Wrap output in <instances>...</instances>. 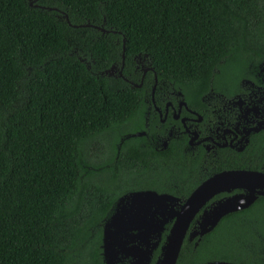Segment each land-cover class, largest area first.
Segmentation results:
<instances>
[{"label":"trees","instance_id":"trees-1","mask_svg":"<svg viewBox=\"0 0 264 264\" xmlns=\"http://www.w3.org/2000/svg\"><path fill=\"white\" fill-rule=\"evenodd\" d=\"M254 50L264 0H0V264H103L99 225L125 179L175 193L187 177L179 153L133 139L114 192L88 168L89 150L132 130L155 78L156 93L173 85L195 98ZM214 261L264 264V197L187 238L177 264Z\"/></svg>","mask_w":264,"mask_h":264},{"label":"flooded vegetation","instance_id":"flooded-vegetation-1","mask_svg":"<svg viewBox=\"0 0 264 264\" xmlns=\"http://www.w3.org/2000/svg\"><path fill=\"white\" fill-rule=\"evenodd\" d=\"M225 64L217 71L209 91L195 98L189 97L173 85L160 87L156 93L158 80L155 78L146 94L142 115L132 124V130L117 133L115 137L109 135V139L117 137L118 141L110 142L104 155L106 163L98 168L105 173V178L96 181L114 192L122 177H115L118 183L113 184L108 181V175L120 176L117 165L121 147L125 141L133 139L140 147L152 149L156 153H179L181 159H184L179 169L186 174L187 180L181 184L173 183L175 193H158L152 189H132L134 180L126 178L121 187L124 192L117 197L99 225L103 264H107L104 256L106 239L108 246L114 249L113 264H156L166 241L163 235L170 231L174 223L171 221L166 224L161 238L157 239L155 225L160 220H154L152 211L153 217L146 219L150 230H136L141 226H132L129 220V215L134 216L130 207L132 204L125 197H131V194L137 192L154 191L177 198L179 203L176 210H179L198 187L217 175L227 172L264 174V50L248 51L246 55L230 58ZM88 168L96 171L91 165ZM192 185L197 186L189 190ZM247 193V189H235L216 194L198 212L188 235L199 231L205 212L213 209L219 202ZM243 211L246 208L226 216ZM118 213L119 223L113 224L112 219ZM138 235L140 236L137 237ZM155 243L157 245L148 257L147 252ZM135 248L141 251L127 254L120 252L122 249Z\"/></svg>","mask_w":264,"mask_h":264},{"label":"water","instance_id":"water-1","mask_svg":"<svg viewBox=\"0 0 264 264\" xmlns=\"http://www.w3.org/2000/svg\"><path fill=\"white\" fill-rule=\"evenodd\" d=\"M32 6V4H31ZM89 26V25H87ZM103 32L104 30L101 29ZM125 51V41L123 45V52ZM123 63L125 56H122ZM123 67V64H122ZM116 67H112L107 74H113ZM149 69L144 70V75ZM122 77V69L119 72ZM143 80V79H142ZM138 85L136 87L140 88ZM235 189H247L248 193L245 195H237L231 197L225 201L219 202L213 209L205 212L202 217V221L199 224V231L192 232L188 235V231L191 223L195 219L201 208L216 194L221 192H229ZM260 196H264V174L252 173V172H227L215 176L209 179L198 187L194 193L180 206L179 210L176 207L179 203L177 198L166 194H158L154 191L137 192L131 194V197H125V199L131 201L133 215H129V220L133 224L132 226H141L136 230L147 232L150 230V226L146 223L147 218H152V211H154V220H160L155 225L156 238H161V232L164 226L171 221H174L165 241L163 248L161 249V256L156 264H177L183 243L188 236L192 241L195 238L199 240L206 234L215 229L220 220L227 214L237 212L239 210L247 209L252 206ZM119 213L112 219V223H119ZM144 228V229H143ZM138 231V233H139ZM141 233V232H140ZM138 235L137 237H139ZM107 240V239H106ZM105 240L104 243V256L107 264H113L114 256L111 247L108 246ZM154 247L147 252L148 257L152 255ZM138 253L141 251L138 248L129 250L122 249V254L127 252ZM203 264H232L227 262H207Z\"/></svg>","mask_w":264,"mask_h":264},{"label":"rangeland","instance_id":"rangeland-1","mask_svg":"<svg viewBox=\"0 0 264 264\" xmlns=\"http://www.w3.org/2000/svg\"><path fill=\"white\" fill-rule=\"evenodd\" d=\"M116 72V71H115ZM110 145V139L107 138V140H105V142L99 144V145H95V147H92L89 150V155L88 157H86V161L89 165L92 166V168L96 169V171H94L96 173V176H98V174H101L102 170H99L98 168L105 165L106 160H105V152L108 151V147ZM108 181H111L113 184L118 183V181H116L114 174L113 175H108ZM118 185V184H116ZM246 247H249V245H246Z\"/></svg>","mask_w":264,"mask_h":264}]
</instances>
